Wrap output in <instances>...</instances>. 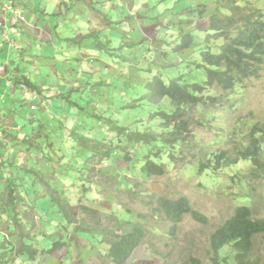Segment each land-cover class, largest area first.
Returning <instances> with one entry per match:
<instances>
[{"label":"trees","instance_id":"trees-1","mask_svg":"<svg viewBox=\"0 0 264 264\" xmlns=\"http://www.w3.org/2000/svg\"><path fill=\"white\" fill-rule=\"evenodd\" d=\"M196 29L180 32L177 42H173L175 45L172 51L176 55L184 51L190 53L197 51L198 57L193 65L201 71V80H191L189 74L180 70L177 75L168 79H164L163 71H157L150 76L147 66L150 67L149 70L153 69L152 60L156 54L147 50L149 49L148 40L144 55L139 58L131 55L128 58L132 62L134 58H138L135 64L131 62L130 75L132 79L135 77L139 79L126 88L136 97L130 98L128 104L120 106V120L111 118V113L115 110L111 108L107 100L99 113L96 111L100 104L99 100L86 109L89 117L99 118L94 124L103 121L108 125V130L115 133L113 137H109V142L112 141L114 148L111 147L102 152L97 149L104 142L97 141L96 136L88 132L79 134L80 128L86 130L81 122H76L75 127L69 130L70 135L62 137V123L53 126L52 120L46 119L45 116L42 118L40 115L43 111L41 105L47 103L45 99L40 98V95L59 104L64 110L63 113L68 108L81 110L84 106L80 102L84 100L83 97L86 98L83 94L85 86L78 87L77 83L80 82H73V80L57 79L53 84L56 88H45L32 81L28 75L17 77L12 66H7L9 69L2 66L0 70L2 76L8 77L14 85L23 84L25 98H30L31 101L30 108L31 105L37 106L38 112L29 118L32 125L25 132L22 125L17 132L5 127L3 124L5 117L0 119V264H27L36 262L38 258L43 259L42 254L46 250L35 247L30 241L36 225L32 218L29 220L32 214L29 209L37 212L38 203L35 199H31V190L36 192L35 195L38 198L41 194L45 195L39 185L51 186L42 170L44 164L57 161L64 166L68 165L64 163V153L59 152V142L66 140L68 144L71 143L68 146L70 149L66 146L64 148L72 151L76 149L75 152L80 158L85 155L84 160L93 158L95 163H102L109 159L112 155L110 153L116 149L121 152L123 161L128 166L131 165L130 162L138 161V163L135 162L136 165L135 163L133 165L139 173L147 177L162 176L166 170V161H175L178 158L183 160L186 158L184 154L193 149L194 128L206 125L207 120L198 116L195 111L199 108L211 110L218 105H223L224 102H229L236 86H242L248 78L259 75L264 66V16L259 9L247 8L239 4L238 0H219L215 8L207 14L204 26L199 25ZM201 30L204 36L198 39L197 33ZM166 53L164 56H167ZM188 64L187 68L190 67V62ZM166 65V63L163 65L164 68ZM116 71L121 73L119 69ZM141 78L144 79V83L140 81ZM112 79V76L104 80L98 79L97 83L92 85L107 86L110 85L108 80ZM64 87L71 88V94H65ZM90 88L93 89V87ZM48 90L53 92L47 94ZM76 90H79L78 98L73 93ZM58 91L61 93L57 94ZM99 92L104 94L101 90ZM23 100L19 99V106L24 104ZM85 102L88 103L90 100L86 99ZM143 103L148 104L150 108L147 113V126L144 125L143 118L134 113L131 114L127 109L139 107ZM0 110H2L1 107ZM35 124L39 125L41 132L33 138ZM94 127L95 125L90 129ZM53 128L62 130L57 138L53 137V133L49 130ZM7 129H11L12 132ZM245 134L246 139L242 147L241 144L234 146L232 151L215 148L207 162H201L200 171L210 169L216 173L220 169L234 166L242 161L249 163L248 176H264V121L254 123ZM4 138L8 141L5 142ZM109 142L106 145H109ZM130 153H133L135 157L130 156ZM50 165L53 164L50 163ZM73 170L77 171L76 168ZM121 174L124 175V173ZM123 175L118 174L117 178H122ZM90 177L91 175L84 179H90ZM83 184V196L75 198L74 201L82 202L83 197L86 196L83 194L84 191L95 187L92 180ZM55 193L56 197L49 198L58 205L56 212H63L59 219L64 216L69 220L75 207L74 203L69 206L61 196L62 192L55 190ZM155 203L154 210L168 222H177L183 214H190L198 222H207L206 217L193 209L185 197L170 199L160 195L155 198ZM65 205H68L69 209L65 208ZM77 209H83L90 217L97 218L98 209L92 204L86 206L80 203ZM124 210L130 212L129 208L125 207ZM130 219L120 221L115 218L114 227L91 229L99 231L104 243L108 245L103 254L104 258L94 264H127L132 252L145 238L146 229L141 222ZM60 223H63V220ZM60 223L59 225H62ZM258 235H264V216L257 215L252 205H237L224 225L210 237V248L215 255L210 264H264L258 256L253 255L255 238ZM189 264L202 263L199 259L192 257Z\"/></svg>","mask_w":264,"mask_h":264},{"label":"rangeland","instance_id":"rangeland-1","mask_svg":"<svg viewBox=\"0 0 264 264\" xmlns=\"http://www.w3.org/2000/svg\"><path fill=\"white\" fill-rule=\"evenodd\" d=\"M116 1V0H112ZM172 0H158L157 7L162 6V11H165L167 4ZM175 1V0H174ZM171 2V6L177 2ZM188 1V0H187ZM193 6L181 9L184 5L183 0L177 3V7L180 8V20L178 25L177 34L180 35L181 30L192 31L197 30V26H204L207 14L212 11L219 0H191ZM240 4H244L247 8H259L264 16V0H239ZM188 9L189 12L187 11ZM202 11V13H201ZM201 13V14H200ZM185 14V16H183ZM183 19H182V18ZM180 27V29H179ZM180 30V31H179ZM151 33L152 36L157 38H165V30L148 31L147 34ZM197 38L202 39L204 36L203 30L197 33ZM161 36V37H160ZM153 38V37H152ZM148 40H151L149 37ZM175 44L170 43V46L164 48L172 50ZM121 50L118 49L117 52ZM197 51L189 52L184 51L180 53L179 61L176 64L175 55L168 52L167 56L157 52L153 61V69L149 70L148 73L151 75L157 73V71H163L164 79L173 77L180 72H186L189 74L190 79L200 80L201 72L197 71L193 67V62L197 60ZM98 53V54H97ZM97 57L107 63L106 65H113L111 61H119L115 67L118 69L120 66L123 67V58L118 53L117 56L111 54L105 55V53L96 52ZM142 55H144L142 53ZM115 57V58H114ZM118 57L122 58L121 60ZM114 58V59H113ZM138 58H134L135 64ZM174 60L173 67L164 68L165 62ZM94 60V59H93ZM92 60V61H93ZM190 62L191 67L187 68ZM192 62V63H191ZM98 65V63H90V65ZM6 65V64H5ZM185 65V66H184ZM7 68V66H6ZM126 68V66L124 67ZM9 69V68H7ZM102 69V67H101ZM103 73V79L109 77L106 70L101 71ZM119 76H114L112 80H108L110 85L103 86L98 84L97 86L92 85L94 92L86 94L88 90H91L86 83V80H77L80 82L78 87H84L83 94H86V99L90 102L86 103L85 98L80 103L84 106L81 110L78 109L77 113L80 118V122L86 128V131L93 136L98 137L102 129L96 126L95 121H98L97 117H89L86 109L90 107L93 102H98V113L99 110L103 109L104 102L106 100L110 103L115 111L112 112V119L120 120L121 109L120 106L128 104V101L132 97H136L132 91L126 89V87L136 80L132 79H121L122 75L120 72L115 70ZM38 70L29 73L30 79L35 81V77L38 75ZM105 74V75H104ZM110 76V75H109ZM122 81H121V80ZM41 76L39 77V81ZM126 80V82H125ZM12 84L14 92V98L23 100L24 104L17 107L18 116L15 122L22 125L23 131L28 130L27 128L32 125L29 118L32 114L38 112V110H31L30 98L26 99L23 90L20 86H13V81H7L0 75V91L2 96L6 93L5 102L0 103V119L3 117L6 120L3 121L5 127L18 130V126L13 125V117L11 116V108L9 107V101L11 99L10 87L8 84ZM68 84H71L68 82ZM5 87V88H4ZM71 88L64 87L63 92L71 94ZM99 90L103 91L101 94ZM110 94V92H112ZM217 93L216 91H213ZM29 94V92H26ZM48 93V92H47ZM75 97H79V90L73 91ZM1 96V97H2ZM0 97V98H1ZM234 97L232 102L228 103V106L218 105L211 110L209 108H199L195 111L198 116H201L205 121L206 125L201 128H195V148L193 152H186V158L184 160L166 161V172L162 176H149L139 173L135 168V165L128 166L123 162L124 158L121 156L119 150L116 152L118 156L114 161H106L100 164L94 162L93 158L89 159L90 165L99 172V175L92 179L98 183V188L102 193L99 195L96 191L97 188H91L83 197L82 202L74 201L75 198L83 196V182L80 178L83 176L78 173L75 169L79 161V156L75 151L69 150V143L61 141L58 144L59 152L64 153V163L68 164L64 166L62 163L59 164L57 161L54 162V166H43L42 170L50 169L47 173L49 179L47 180L51 186L39 185L42 188L43 194L37 198L35 191L31 190V199H35L37 203L36 210L32 211L29 220L36 225L35 234H33L32 241L36 247L44 248L43 259L38 258L36 262H30L27 264H94L98 263V260L103 256L106 251L107 245L104 243L103 237L98 231L91 230L93 228H99L106 226L105 220L100 222V217L97 214V218L90 217L88 212L83 209H77L79 204L91 206L97 209L113 210L118 216L117 220L128 219L130 217L132 221H139L145 227V238L141 242L140 246L137 247L131 256L129 257L127 264H189L190 258L195 257L201 261L202 264H210L212 259L215 257L212 253L209 236L210 233L227 217H229L235 208L239 204H250L254 207V211L257 215L264 216V176L250 177L247 175L249 169V163L242 162L239 167L234 171L231 169L219 170L214 173H205L198 170L200 161L211 157V153L217 147L232 151L234 146H239L241 142L244 143L246 139V132L250 126L256 122H262L264 120V67L258 77L250 78L245 81L243 86H237L235 88ZM110 107V106H109ZM131 114H135L140 118H143L144 125H148L147 113L150 110L149 105L146 103L141 104L139 107L127 108ZM127 109H124L127 111ZM135 110V111H134ZM69 118L66 123L67 127L71 124L74 116L72 109L69 110ZM41 117L45 116L44 111L40 113ZM133 116V115H132ZM91 119V120H88ZM93 120V121H92ZM53 126H56L58 121L52 119ZM36 130L33 131V138L38 136L41 132L39 125L35 124ZM49 128V127H48ZM65 129V128H64ZM11 130V129H7ZM53 133V137L60 136L62 130L53 128L49 129ZM84 131L83 129H81ZM12 132V130L10 131ZM1 134V133H0ZM102 134V133H101ZM115 134V133H113ZM110 132L108 136H111ZM2 136V135H1ZM103 136V134H102ZM102 138V137H101ZM100 138V139H101ZM5 142L7 138L3 139ZM68 147L64 148V147ZM144 151V150H143ZM185 153V154H186ZM82 153H80L81 155ZM130 156L135 157V155ZM184 154V155H185ZM20 155V154H19ZM57 157V156H55ZM55 157L53 159H55ZM86 161V160H85ZM164 161V160H163ZM80 162H84L80 160ZM78 163V167L82 166ZM138 162L134 161L131 164ZM136 164V163H135ZM36 165V164H35ZM126 168L123 172L122 169ZM234 167V166H233ZM231 167V168H233ZM91 174V171H88ZM235 172V173H234ZM243 172L244 174H241ZM121 173H126L123 175ZM97 174V173H96ZM123 175L125 178H117V175ZM233 176V177H232ZM37 178H35L36 180ZM105 179V181H104ZM39 181V179H37ZM109 180V181H108ZM125 181V183H124ZM75 182V184H73ZM55 190L61 193V196L65 201L68 202L69 206L74 203V208L71 213V218L67 220L66 217H61L63 212H56L58 205L51 200L49 197H56ZM106 191L107 195L104 193ZM84 194V193H83ZM112 195V196H110ZM164 196L167 198H177L179 196L186 197L191 206L204 214L208 218V223L203 224L193 220L189 215L184 216L182 221L177 227L171 231V224L163 216L155 211L156 207L155 198L157 196ZM118 198L119 200H116ZM91 203V204H90ZM125 205V206H123ZM129 208L130 212L124 210ZM65 208L69 209L68 205ZM113 212L110 214H114ZM101 218L103 216L101 215ZM62 224V225H59ZM58 224V225H57ZM64 224V225H63ZM114 227V224L112 225ZM88 229V230H87ZM254 256H258L259 260L264 262V235H258L255 238L254 243Z\"/></svg>","mask_w":264,"mask_h":264},{"label":"crops","instance_id":"crops-1","mask_svg":"<svg viewBox=\"0 0 264 264\" xmlns=\"http://www.w3.org/2000/svg\"><path fill=\"white\" fill-rule=\"evenodd\" d=\"M9 1H12L16 12H11L4 6ZM171 2L167 4L165 11H162V6L157 7L158 0H0V66H12L17 77L29 76V73L37 69L39 74L35 77V82L53 89L57 79L73 82L90 79L85 84L97 83L98 79L104 80L103 73L99 70H106L112 78L119 76L114 72L119 61L112 60L113 65H106L107 63L97 57L96 52L113 56L120 53L125 64L118 68L125 74L121 79H132V60L128 58L131 55L139 58L146 52L147 41L149 37L152 38L151 33L147 34L148 31L177 30L179 18L176 12L180 10L177 7L179 1L175 0L177 3L173 6ZM183 3L184 7L189 5L187 0ZM174 38H177V35ZM161 44L162 42L157 43ZM118 49L121 51L117 52ZM0 75L2 76L1 73ZM137 79L139 77L132 81ZM9 92L12 121L14 127L18 126V132L20 124L15 120L20 116L16 115L17 107L20 108L19 99L14 98L12 88ZM52 92L53 90H48L47 94ZM59 93L61 91L57 92ZM89 93L92 94L93 89L86 92ZM6 95L5 93L2 96L0 91V103L7 101ZM40 98L49 104L50 113H45L46 119L62 123V137L70 135L69 130L75 127L76 122H80L81 116L78 115L77 108H72L74 118L68 128L66 123L71 108L66 110L67 113H63L64 110L59 104L43 95H40ZM96 125L99 126V122H96ZM78 132L83 134L88 131H82L80 128ZM102 132L101 130L97 134ZM43 172L47 174L48 168Z\"/></svg>","mask_w":264,"mask_h":264},{"label":"clouds","instance_id":"clouds-1","mask_svg":"<svg viewBox=\"0 0 264 264\" xmlns=\"http://www.w3.org/2000/svg\"><path fill=\"white\" fill-rule=\"evenodd\" d=\"M179 2H180V0H178ZM184 1H186V0H183V2ZM195 1H197V0H195ZM239 1V0H238ZM188 3H189V5H186L185 7H184V5L181 7V9L183 10V9H186V8H189V7H192L193 6V2L191 1V0H188ZM239 3V2H238ZM12 1H9V2H7V3H5L4 4V6L7 8V9H9L11 12H16L15 11V9L12 7ZM240 4V3H239ZM242 5V4H241ZM244 5V4H243ZM216 6V5H215ZM245 6V5H244ZM246 7V6H245ZM215 8V7H214ZM250 9H252V8H250ZM253 9H259V8H253ZM189 10L190 9H188L187 11L189 12ZM260 10V9H259ZM169 11H171V9H169ZM261 11V10H260ZM181 12V10H179L178 12H176V14L178 15V18H179V20H180V13ZM211 12V11H210ZM201 13H202V11H201ZM200 13V14H201ZM17 15L21 18V14L17 11ZM182 18V17H181ZM184 18V17H183ZM182 18V19H183ZM178 25H179V21L177 22V25H176V27H177V30L176 31H173V32H170V31H167V30H165V29H163V30H165L166 31V33H165V38L164 39H161V38H157V37H155V36H152L153 38H151V40H149V49L147 48V50L148 51H151V52H153V54L155 55L157 52H160L161 54H162V52H164V53H166L167 52V54H168V52H170L171 51V53H173V55H175V59L174 60H176L175 62H176V64L178 63V61H179V55L177 54H175L172 50H168V49H166V48H164L165 46H167V47H169L170 46V43H173L174 41H176L177 42V40L179 39V37H180V35H181V33H180V35H178L177 34V31H178ZM179 29H180V27H179ZM180 31V30H179ZM181 31H184V30H181ZM156 32H158V31H155V33ZM172 33V34H171ZM175 35H177V38H174L175 37ZM198 36V35H197ZM161 37V36H160ZM162 42V44L161 45H157V43L159 44V43H161ZM164 53L162 54V55H164ZM173 59L172 60H170L169 62H165L167 65H166V68L167 67H173L174 65H172V63H175V62H173L174 61ZM190 67H191V65H190ZM194 67V66H193ZM264 67V66H263ZM263 67L261 68V70H260V72L262 71V69H263ZM1 68H2V66H0V70H1ZM197 71H199L198 69H196ZM201 72V71H200ZM260 72H259V75H260ZM202 74V73H201ZM258 75V76H259ZM258 76H256V77H258ZM2 78L3 79H6L7 81H10L9 79H8V77H4V76H2ZM250 78H254V77H250ZM250 78H248V79H250ZM247 79V80H248ZM144 80V79H143ZM143 80L142 79H140V81L141 82H143ZM191 80H194V79H191ZM201 80V79H200ZM247 80H245V81H247ZM145 82V81H144ZM143 82V83H144ZM245 83V82H244ZM244 83H243V85H244ZM242 85V86H243ZM8 86L11 88L12 87V84H8ZM13 86H20V88H21V90H23V93H24V89H23V84H20V85H14L13 84ZM237 87V86H236ZM127 88V87H126ZM31 97V96H30ZM33 98H36V97H33ZM231 99H230V101L229 102H224V104H223V106H228V103H230V102H232V100L234 99V97H230ZM36 107L37 106H33V105H31V109L32 110H36ZM41 107H42V109H43V111H45L46 113H50V110H49V104L48 103H44V104H42L41 105ZM264 121V120H263ZM262 121V122H263ZM256 123H261V122H256ZM98 125H96L95 127H97ZM99 126L102 128V134H103V136H102V134L100 133L99 134V136L98 137H96V140L97 141H100V142H104V143H102L101 144V146H99V149H97L98 151H100V152H102V150L103 151H105V150H107V149H111V147H112V149L114 148L113 147V145H112V141L111 142H109V137L110 136H108L109 135V133L111 132V131H109L108 130V125L105 123V122H103V121H101L100 123H99ZM98 126V127H99ZM252 126V125H251ZM250 126V127H251ZM201 128V127H200ZM250 129V128H249ZM94 130V129H93ZM194 130H195V128H194ZM112 133V137L114 136V134H113V132H111ZM194 133H195V131H194ZM94 135V134H93ZM95 136V135H94ZM102 137V138H101ZM101 138V139H100ZM110 143L109 145H106L107 143ZM242 144H244L243 142H241V147H242ZM194 148H195V144H194V146H193V149L191 150V152H193V150H194ZM219 149H221V150H227V149H223V148H219ZM74 151H76V149H74ZM117 150L116 149H114L113 150V152H111L110 154H112L111 155V157L109 158V159H107V160H104L103 162H106V161H110V162H112V161H114L118 156H120V155H118V153L116 152ZM229 151V150H228ZM62 152H63V150H62ZM188 152H190V151H188ZM187 152V153H188ZM121 153V152H120ZM187 153L185 154V155H187ZM79 158V161H78V163L80 162V160H83L84 162H80L81 163V165L82 166H80V167H78V163H77V166H75V168L77 169V172L78 173H81L83 176L80 178V180L81 181H84L83 183H85L86 181H89V182H91V180L92 181H94V184H95V187L97 188V193L99 194V195H101L102 193L100 192V190H99V188H98V183L97 182H95V180H93L92 178L93 177H96V175H99V172L98 171H96L91 165H90V163L88 162V160H84L83 158H85V155H83L82 156V158H80V157H78ZM210 158V157H209ZM179 160H181L180 158H178ZM185 159V158H184ZM183 159V160H184ZM207 159L208 158H206L205 160H202V161H200V163H199V166H198V170L200 171V166L202 165L201 164V162H207ZM177 160V159H176ZM102 162V163H103ZM124 162V161H123ZM171 162V161H170ZM50 163L51 164H53V165H55V163L53 162V161H51V162H49V163H46L48 166H50ZM138 163V162H137ZM136 163V164H137ZM240 163H242V161H240L238 164H236V165H234V167L233 166H229V167H227V168H223V169H220V170H224V169H231V170H236L238 167H239V164ZM97 164H100V163H97ZM130 164H131V162H130ZM135 164V165H136ZM53 165H51V166H53ZM84 165H86V167L84 168ZM131 165H133V163L131 164ZM231 167H233V168H231ZM166 169V168H165ZM50 169H48V171H49ZM126 170V167L125 168H123L122 169V171L124 172ZM88 171H91V174L88 172ZM211 170L210 169H203L201 172H205V173H211L210 172ZM165 172H166V170H165ZM218 172V171H217ZM97 173V174H96ZM235 173V172H234ZM241 174H244L243 172H240ZM46 174V173H45ZM165 174V173H164ZM163 174V175H164ZM46 175H49L48 173L46 174ZM89 175H91V177H90V179H84V177H89ZM124 175H126V173H124ZM233 177V176H232ZM123 178H125V177H123ZM47 179H49V177L47 176ZM104 181H105V179H104ZM109 181V180H108ZM124 183H125V181H124ZM49 184V183H48ZM73 184H75V182L73 183ZM84 185V184H83ZM47 186V185H46ZM89 186V185H88ZM82 189H83V187H82ZM88 192H89V189L87 190ZM87 192V193H88ZM86 192L84 193L85 195L87 194ZM104 193L107 195V193H106V191H104ZM109 195H107V197H108ZM110 196H112V195H110ZM179 197H184V196H179ZM179 197H177V198H179ZM177 198H170V199H177ZM186 198V197H185ZM187 199V198H186ZM116 200H119L118 198H116ZM188 200V199H187ZM188 202H189V200H188ZM189 204H190V202H189ZM239 205H241V204H239ZM242 205H245V204H242ZM246 205H249V206H251L250 204H246ZM123 206H125V205H123ZM190 206H191V204H190ZM237 206V205H236ZM235 206V207H236ZM114 207L115 206H113V210H107V209H105V208H103V209H98L97 210V214L99 215V217H100V222L102 221V220H105V222H106V227L107 226H110V227H113L112 225L114 224V226H115V221H113V220H115V218L117 219L118 218V216L114 213ZM192 207V206H191ZM193 208V207H192ZM193 209H195V208H193ZM196 210V209H195ZM198 211V210H197ZM114 213V214H112V215H110L111 213ZM199 212V211H198ZM202 214V213H201ZM101 215L103 216V218L104 219H102L101 218ZM186 215H189L191 218H192V216L190 215V214H183V216L181 217V219L180 220H178L177 222H175V223H172V222H170V224H171V231H173L174 230V228L175 227H177L178 226V224L182 221V219L184 218V216H186ZM204 215V214H203ZM205 216V215H204ZM231 216V215H230ZM229 216V217H230ZM206 217V219H207V222L206 223H203V224H207L208 223V218H207V216H205ZM229 217H227L222 223H220L211 233H210V236H209V244H211V235H212V233H214L216 230H218L221 226H223L224 225V223H225V221L227 220V219H229ZM130 217H128V219H129ZM193 220H195V221H197L196 219H194V218H192ZM123 220H126V219H121L120 221H123ZM198 222V221H197ZM199 223H201V222H199ZM101 224V223H100ZM101 228H103L102 227V224H101ZM95 229H98V228H95ZM35 231H36V228H35ZM35 231H34V234H35ZM97 231V230H96ZM99 232V231H98ZM101 234V233H100ZM102 237V236H101ZM34 244V243H33ZM105 245H107V243H105ZM35 246V245H34ZM140 246V245H139ZM138 246V247H139ZM36 247V246H35ZM37 248H39V247H37ZM107 248H108V245H107ZM107 248H105L106 250H107ZM39 249H41V248H39ZM212 251V250H211ZM106 252V251H105ZM104 252V253H105ZM103 253V254H104ZM133 253V252H132ZM104 258V256H102L99 260H98V262L101 260V259H103ZM129 259V258H128ZM128 261V260H127ZM94 263H96V262H94ZM61 264V263H60ZM64 264V263H63Z\"/></svg>","mask_w":264,"mask_h":264},{"label":"bare ground","instance_id":"bare-ground-1","mask_svg":"<svg viewBox=\"0 0 264 264\" xmlns=\"http://www.w3.org/2000/svg\"><path fill=\"white\" fill-rule=\"evenodd\" d=\"M230 23V22H229ZM235 23V22H234ZM232 25V24H231ZM223 26V25H222ZM229 32V31H228Z\"/></svg>","mask_w":264,"mask_h":264}]
</instances>
